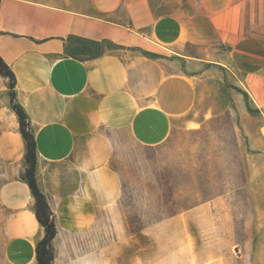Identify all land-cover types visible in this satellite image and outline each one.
<instances>
[{
  "label": "crops",
  "instance_id": "crops-1",
  "mask_svg": "<svg viewBox=\"0 0 264 264\" xmlns=\"http://www.w3.org/2000/svg\"><path fill=\"white\" fill-rule=\"evenodd\" d=\"M231 7L232 0H0V57L16 75V101L35 134L39 185L60 200L55 211L67 230L89 229L121 197L106 130L157 147L175 126L193 129L203 120L193 112L198 84L213 69L243 82L264 138V40L229 27ZM20 135L8 140L14 156L12 142L25 150ZM22 197L27 210L9 229L18 260L30 252L25 221L37 219L30 188Z\"/></svg>",
  "mask_w": 264,
  "mask_h": 264
},
{
  "label": "rangeland",
  "instance_id": "rangeland-1",
  "mask_svg": "<svg viewBox=\"0 0 264 264\" xmlns=\"http://www.w3.org/2000/svg\"><path fill=\"white\" fill-rule=\"evenodd\" d=\"M229 27L264 40V0H232ZM205 78L193 110L203 118L197 127L175 126L157 147L106 130L123 190L93 226L67 230L55 211L60 200L47 198L57 226L53 264H264L262 120L233 71L213 69ZM9 84L0 78V111L3 101L10 111L0 112V264H38L19 263L9 246L10 225L26 212L22 195L29 191L26 145L22 160L8 145L12 134L20 135ZM40 230L43 238L41 224ZM35 248L23 257L31 261Z\"/></svg>",
  "mask_w": 264,
  "mask_h": 264
},
{
  "label": "trees",
  "instance_id": "trees-1",
  "mask_svg": "<svg viewBox=\"0 0 264 264\" xmlns=\"http://www.w3.org/2000/svg\"><path fill=\"white\" fill-rule=\"evenodd\" d=\"M0 74L10 80L9 88L11 89L10 101L13 112L18 118L20 131L23 135L26 153L25 161L27 163L23 180L28 184L35 198V213L40 224L45 228V236L38 241L36 245V259L38 264H53L54 249L53 240L57 235V226L54 212L49 204L46 194L42 191L37 179V141L34 131L31 127L29 117L24 107L16 101V75L9 65L0 57Z\"/></svg>",
  "mask_w": 264,
  "mask_h": 264
},
{
  "label": "bare ground",
  "instance_id": "bare-ground-1",
  "mask_svg": "<svg viewBox=\"0 0 264 264\" xmlns=\"http://www.w3.org/2000/svg\"><path fill=\"white\" fill-rule=\"evenodd\" d=\"M1 112L4 114H7V106L6 102L3 101L1 103ZM192 127H197V125H193ZM13 150L15 152V156L17 159H20L23 156V151H24V143L21 140H18L17 142H12ZM39 224L40 222L38 219L33 218L32 220L26 219L25 221V227L28 230L30 234V240H31V249L35 248L36 245V240L39 237ZM31 258L27 260L25 257H21L18 262L19 263H25V262H33L36 260V254H31Z\"/></svg>",
  "mask_w": 264,
  "mask_h": 264
}]
</instances>
